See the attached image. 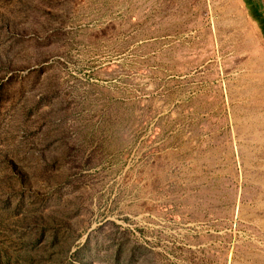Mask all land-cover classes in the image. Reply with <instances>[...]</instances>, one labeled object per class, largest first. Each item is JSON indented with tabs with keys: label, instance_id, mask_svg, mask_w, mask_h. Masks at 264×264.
<instances>
[{
	"label": "rangeland",
	"instance_id": "1",
	"mask_svg": "<svg viewBox=\"0 0 264 264\" xmlns=\"http://www.w3.org/2000/svg\"><path fill=\"white\" fill-rule=\"evenodd\" d=\"M0 264H264L261 0H0Z\"/></svg>",
	"mask_w": 264,
	"mask_h": 264
},
{
	"label": "flooded vegetation",
	"instance_id": "2",
	"mask_svg": "<svg viewBox=\"0 0 264 264\" xmlns=\"http://www.w3.org/2000/svg\"><path fill=\"white\" fill-rule=\"evenodd\" d=\"M261 2H262V5H264V0H261Z\"/></svg>",
	"mask_w": 264,
	"mask_h": 264
}]
</instances>
